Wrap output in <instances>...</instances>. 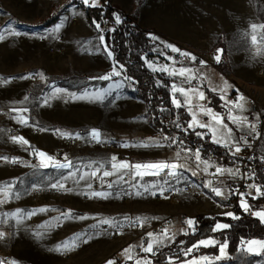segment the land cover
Returning <instances> with one entry per match:
<instances>
[{
    "label": "crops",
    "instance_id": "obj_1",
    "mask_svg": "<svg viewBox=\"0 0 264 264\" xmlns=\"http://www.w3.org/2000/svg\"><path fill=\"white\" fill-rule=\"evenodd\" d=\"M59 1L62 2L63 0ZM109 1L125 13L135 15L137 18L136 23L139 27L151 31L149 34L152 43L149 52L151 56L145 55L143 60L150 71L164 73L171 79V98V86L173 83L184 88H188L189 85L183 83L182 77L171 76L168 74L169 72L185 67L191 69L198 76L197 79L192 80V86L198 88L199 91H203L205 99L200 100L198 95L193 96V111L198 114V119L208 123L211 120V116L204 115L203 110L211 108L213 114H218L223 123L232 129L231 141H227L225 136L220 135V133H227V130L222 126L219 129V133H217L218 138L222 141L221 143L213 141V131L209 128L196 127L194 129L207 134L208 140L212 144L231 148V152L234 151V145L237 142H239L240 147L249 144L252 135L255 133V131H252V126H255V116L248 110L250 103L254 102V98L250 96L251 94L244 92V94L238 95L235 87L238 88L239 85L232 83L223 70L218 69L211 63L192 66L178 63L173 58L175 52L187 53V51L214 48L219 36L222 33H226L224 28L217 29V26L220 25L224 27V22H218V12L213 8L211 2L206 0ZM68 4L66 5L68 15L76 17V21L67 16L64 19L58 18L51 26L33 25L44 27L49 33L41 38L40 45L49 43L56 51V53L49 55L51 60L53 59L58 64L53 67L54 72L59 74L72 69L83 74L98 75L93 76L95 79L93 81L52 87L50 88L52 91L48 93L49 100L56 106L55 112L48 114L49 125L52 127L51 131L61 130L71 135L79 133L81 134L80 140L66 145L58 138L53 137L49 131L43 133L44 130H42V137L35 139L40 152L45 154L61 152L63 154L62 160L58 163L71 164L69 168H58L64 174L63 177L67 176L69 172L75 173L74 179L63 181L65 188L72 189V191L61 189L66 194L60 199L61 209L66 211L64 213H71V216L80 215L83 224L87 226L95 224L94 222L97 218L95 205L91 202V198L85 199L84 195H80V193L88 192L86 195L89 194L88 196L92 197V199H98L104 204H110L113 199L111 189L115 188L114 186L118 180L121 181L118 178L121 175L124 181L123 189L126 190L130 202L127 216L130 217V221H139L144 226H152L167 218H177L181 213L209 215L211 213L217 214L218 211L223 209L222 211L233 214L231 207L228 208V206L219 204L213 199V196L220 200H226L230 197L233 183L238 175V169L214 162L200 153L201 161L208 162L207 166H205V164L196 160V151L190 152L186 149L177 148L171 141L167 143L161 136L162 134L150 125L146 102L134 95V85L128 81L122 74V69L116 65L114 53L107 45L105 37L95 33L93 23L87 21L85 14L80 8L73 4ZM100 5L98 0L92 3V7ZM202 16H206V18L202 19ZM57 27H59V31H57ZM101 37H104L103 41L100 39ZM169 45L178 51H172V47H169ZM105 46H107V50ZM108 51L112 52L111 56L107 54ZM164 68H167V71H161ZM114 70L119 71L121 74L119 76L112 75ZM218 72H223L226 76L228 85L226 89H224L223 81L218 80ZM105 76L110 78L102 79ZM253 79L256 78L253 76L250 81ZM117 83L120 84L118 88L116 87ZM256 84L257 86L255 85V87L258 88V92L264 93L261 90L262 84L257 81ZM57 89L61 91L57 93ZM208 91L213 95L212 98L208 96ZM109 92L111 95H107ZM72 94L83 98H72ZM97 95H104L106 98L103 100L95 99L94 97ZM175 95L183 101L184 98L179 93ZM240 96L244 98L242 101L244 103L243 111L234 107L233 103H227V101L236 102ZM211 99L218 104V109L212 106ZM256 99L259 101L261 108L264 109L262 98L257 97ZM196 105L202 107H195ZM181 109L187 115L185 119V126L187 127L188 122L192 120V116L189 114L187 105L181 107ZM231 117H240L241 122L232 123ZM244 117L247 118L246 121L242 119ZM212 123L215 124V121H212ZM14 126L13 124L12 128ZM92 129H97L101 132V140L113 147L110 151L117 152L118 159H121V162L134 164L165 161L177 165L183 164L184 168L177 169V172L183 178L179 182H176L175 178H167L168 183H164L163 177L146 174L141 178L139 175H133L131 171L124 169L104 177V171L113 172V162L107 163L106 165H109L107 168L106 165L103 166L102 162L95 158L86 159V162L80 160L85 151L98 149L97 147H90L84 143L85 141H82L84 139L83 134L89 133ZM150 139L159 141L162 146L155 144L147 147L142 146V142ZM13 148L15 150V147ZM257 151L259 154L264 155V131L258 137ZM177 153H179V156H177ZM22 155L21 157H24V153ZM217 168L222 170L230 169L231 172L224 171L221 174L217 172ZM138 171L147 170L141 169ZM92 172L96 173L95 178L91 177ZM193 172L196 174L193 175ZM232 172H235L236 175H232ZM81 175L86 176L87 179L80 180L79 177ZM210 178L216 179L217 186L213 187L209 184ZM92 183H95L96 188H89L88 190L87 185ZM109 184H111V187L108 186ZM205 184L209 186L205 187ZM184 186H190L193 192L200 195L199 198L193 197L191 193L183 192L182 187ZM146 187L148 191H145ZM213 188H220L222 196H216L212 191ZM255 190L256 187H252L250 194L248 193L243 198L248 202V199H252L251 194ZM93 192L110 193V195L107 198H102L92 196L91 193ZM172 193L176 194L175 198L170 197ZM240 201L241 197L237 199V203L241 207ZM248 203L253 211H260L253 208L251 202ZM205 204L208 205L209 210L208 207L204 206ZM62 216L64 220L70 217V215ZM112 216L114 219L118 215L113 212ZM252 216L257 217L256 215ZM83 218H85L87 223L84 222ZM257 218L260 219L259 217ZM262 223L264 224V222ZM181 228L185 229L184 226L175 223L170 227V231L174 233L176 229ZM163 237H167V235H163L161 238ZM131 244L132 248L129 249ZM135 244L136 242L126 243L125 239L116 241L113 256L125 253L126 256H130L128 261L132 260ZM125 249L127 251L124 252ZM117 264L122 263L118 262Z\"/></svg>",
    "mask_w": 264,
    "mask_h": 264
},
{
    "label": "rangeland",
    "instance_id": "obj_2",
    "mask_svg": "<svg viewBox=\"0 0 264 264\" xmlns=\"http://www.w3.org/2000/svg\"><path fill=\"white\" fill-rule=\"evenodd\" d=\"M206 1L211 2L213 8L217 10L218 22H224V27L220 25L217 29L224 28L226 32L222 33L224 41L226 38L227 51H224L226 54L221 57L220 53L219 62L214 59L215 56L212 57L211 64L223 70L232 83L239 85L238 88L235 87L238 95L247 92L260 106L256 98H262L264 101V93L258 92L255 85L257 86L256 81L261 83V90L264 91V54H257L256 50L259 47L264 53V28L259 27L264 25V0ZM68 3L72 4L68 0L62 2L59 0H0V34L4 36V39H0V189L9 184L12 189L8 192L7 198L0 191V200L4 201L0 203V232L4 233L3 238H0V261H3L5 255L10 257V262L5 264H108L109 261L117 264L118 262L126 263L130 259V256H126L125 253L113 256L115 242L120 239L109 240L99 229V225L103 223L116 224L121 221H130V217L127 216L129 196L123 189L124 181L121 175L118 176L121 181L118 180L115 188L111 189L113 199L110 204L92 199L88 196L89 194L86 195L88 192L80 193L85 199L91 198L96 208L95 224L87 226L83 224L80 215L76 216L78 214L70 215L64 220L62 213L66 211L61 209L60 199L66 195L65 191H62L60 195L48 192V189H52L51 184L64 176L54 166L62 159L57 158L56 153L46 154L52 158L50 161L39 156L37 161L29 159L31 153L40 152L35 139L42 137L47 131L51 133L52 127L49 125L48 114L55 112L56 106L48 98V93L52 91L50 88L93 81L95 80L93 76L97 75L83 74L72 69L59 74L54 72L53 67L58 64L51 60L49 55L56 51L49 43L40 45L41 38L49 33L44 27L33 26V22L54 15L59 19L67 16L72 19L73 15H68L66 7ZM201 18L205 19L206 16ZM253 24L258 26L255 30L251 27ZM93 29L97 35L101 34L94 24ZM253 36L257 38L255 43ZM223 72H218L217 77L218 80L223 81L224 89H226L227 79ZM253 76L256 79L250 81ZM128 81L133 84L131 80ZM46 98L47 103H45ZM23 109L27 111H22ZM173 117L176 118V116ZM21 118L26 119L27 124L22 123ZM177 119L181 120L178 115ZM183 122L185 124V121ZM13 124L14 128L20 132L19 137L26 140L27 144L14 139L9 134ZM36 127L44 129V132L35 133L33 130ZM161 136L164 138L163 135ZM82 141L85 140L82 139ZM166 142L169 143V141ZM175 147L186 149L176 143ZM222 148L224 151L227 150ZM98 149L85 151L80 160L86 162V159L95 158L101 161L103 166L112 162L113 156L117 158V162L122 161L118 159L117 152H111L110 149ZM23 153L24 157H21ZM12 158H19L22 166L11 169L9 161ZM42 159L49 165L48 167H40ZM106 166L109 167V165ZM38 188L45 191L34 194V189ZM92 188H96V185ZM120 196H125V200H120ZM204 206L208 207L207 204ZM227 206L229 208V205ZM257 209L264 211V205ZM17 210L25 213L35 212V214L26 218L11 215ZM222 210L217 214L209 215L227 216V212ZM113 212L118 215L114 219ZM83 219L86 222L85 218ZM224 230L214 231V235L201 239L214 240L215 244L201 245L187 255H185L187 249L200 240L188 243L182 239L172 252L165 254L161 264H264V255L245 251V244L240 243L237 252L230 255L227 251ZM180 234H184V229H176L170 236L160 240L167 247ZM124 237L121 239H126ZM221 244H226L223 255L220 252ZM129 247L131 249L132 244ZM253 247L256 246L253 245ZM217 257L220 258L217 259ZM152 259L153 257L145 255L135 256L133 250V259L130 262L131 264H151Z\"/></svg>",
    "mask_w": 264,
    "mask_h": 264
},
{
    "label": "trees",
    "instance_id": "obj_3",
    "mask_svg": "<svg viewBox=\"0 0 264 264\" xmlns=\"http://www.w3.org/2000/svg\"><path fill=\"white\" fill-rule=\"evenodd\" d=\"M102 5L90 7L85 13L89 23L98 19L106 12ZM58 18L54 15L51 17L39 19L33 22V25L51 26ZM135 15L125 14L121 23L113 31L105 34V40L109 48L114 53V61L117 66L122 69V74L133 82L134 95L147 104V115L150 125L160 134H166L168 130L164 127L163 121L178 115L181 120L185 121L187 115L183 109L175 108L171 103L170 83L171 79L164 73L150 71L144 63L143 56L146 49L151 47V39L149 37L150 30L138 26ZM215 47L222 50L221 57L225 56L226 45L224 36L221 34L215 43ZM214 47V48H215ZM225 51V52H224ZM210 98L213 95L208 91ZM212 100V106L218 109V104ZM163 109V111H162ZM187 135L183 136V140L191 145L198 143L203 144L201 153L207 156L211 151L220 155L224 153V149L220 146L212 144L205 134L203 137L196 135L198 129H188ZM175 145V144H174ZM257 181L264 182V170L258 169L256 175ZM213 199L221 205L227 206V200H220L213 196ZM233 216L222 215H202L201 219L194 221L197 231L193 234L185 233L176 237L171 245L165 247L161 252L155 255L151 264H161L166 253L172 252L176 244L182 239L188 243H194L197 240L208 238L215 234L212 230L216 222H224L230 225L224 230L227 238V251L230 255L237 252L242 241L252 239H264V224L260 219L245 212L237 203V198L233 197ZM253 208H259L264 204V196L259 199H248ZM233 217H239L235 219ZM242 244V243H241ZM122 264H131L130 261Z\"/></svg>",
    "mask_w": 264,
    "mask_h": 264
},
{
    "label": "built area",
    "instance_id": "obj_4",
    "mask_svg": "<svg viewBox=\"0 0 264 264\" xmlns=\"http://www.w3.org/2000/svg\"><path fill=\"white\" fill-rule=\"evenodd\" d=\"M71 2L74 6L81 9V11L85 14L88 12L90 7H92L93 0H89V4L85 5L83 0H68ZM95 1V0H94ZM100 4L107 8L106 12L102 14L98 19L93 20V24L97 25L99 24V32L101 33V36L105 37L106 32L113 31L116 29V27L120 24H117L116 17L119 16L121 21L124 18L125 13L121 9L115 7L110 3L109 0H98ZM76 17H72L73 21H76ZM97 27V26H96ZM150 49H146L144 52V55L150 54ZM189 54L188 56L182 55L181 52H175L173 54V58L181 64H190L192 66H201L206 63H211L212 57L217 55V48H211L208 50H197V51H187ZM195 57L196 60L193 61L192 57ZM200 61H203L204 63L201 64ZM249 112L255 116V133L252 135V138L249 142V144L241 146V151L237 153L235 156H233L231 152V148H227V150L224 151V153L218 155L215 152L211 151L207 157L214 162H219L223 165L227 166H233L236 167L238 171L237 179L234 181L232 192L229 198H227V204L234 206V200L235 198H240L241 193L244 194H250L251 188L249 185H255L260 186L261 190L264 191V182L257 181L256 175L257 170L260 168L261 170H264V155L259 154L257 151V142L258 137L261 132L264 131V109H262L260 106H258L255 102H251L249 105ZM180 123L181 127L177 128L175 125L176 123ZM164 127L168 130L166 134H163V136L168 137V140L165 141H171L172 138H176V144L181 145L185 147L188 150L191 151H197L200 152L203 150V144L198 143L196 145H191L189 143H186L183 140V136L187 135L189 130L185 126L184 122L182 120L172 117L168 118L163 121ZM187 129V130H185ZM35 133L40 134L42 133L41 128H34L33 130ZM9 134L13 137H19L20 132L12 128L9 130ZM51 134L53 137L58 138L61 142H63L66 145L76 143L80 140V138H76V135H70V136H61L56 130H52ZM83 138L89 146L103 148V149H111L113 148L108 143L102 141L101 143H97L94 140L91 139V137L88 135V133L83 134ZM183 141V144L180 143V141ZM175 144V143H174ZM63 154L61 152H56V157L61 159ZM15 159L17 162L12 163L11 160ZM9 161V167L11 169H17L22 166V162L19 158H12ZM29 159L31 161H37V155L35 153H31L29 155ZM167 171V170H166ZM163 177V174L161 176ZM209 184L211 186H217L216 179H211L209 181ZM167 187V186H165ZM44 189L38 188L34 190V194H40L44 192ZM182 191L185 193H191L193 197L199 198V194L192 191V188L190 186H184L182 187ZM48 192L53 195H60L62 193L61 189H48ZM252 199H259L263 196H257L256 190L251 194ZM171 198H175L176 194L172 193L170 195ZM255 197V198H253ZM120 200H125V196H120ZM264 205V204H261ZM260 205V206H261ZM202 214H187V213H181L177 216V218H167L162 221H159L158 223L152 225V226H144L139 221H121L116 224H110V223H103L99 225V229L101 232L105 233L107 238L109 240L115 241L119 240L122 237L126 238V243H132L136 242L134 245V255L136 256H148V257H154L159 252H161L166 245L161 242L160 238L163 235L170 236L172 232L170 231V227L174 225L175 223H178L185 227L184 234L189 233L193 234L197 231L196 226L192 224L190 227L186 221L192 220L197 221L201 219ZM148 233H152V236L149 237ZM159 241V243H157ZM153 243V252L148 253L144 252L142 249L146 248L148 246V243ZM3 261L5 263L10 262V257L8 255H5L3 258Z\"/></svg>",
    "mask_w": 264,
    "mask_h": 264
},
{
    "label": "snow or ice",
    "instance_id": "obj_5",
    "mask_svg": "<svg viewBox=\"0 0 264 264\" xmlns=\"http://www.w3.org/2000/svg\"><path fill=\"white\" fill-rule=\"evenodd\" d=\"M83 2L85 3V5L89 4V0H83ZM94 2V0H93ZM117 24L121 23V19L119 16L116 17V21ZM97 28H99V24L96 25ZM252 29L255 30L258 26L256 24L251 25ZM259 27L264 28V25H260ZM57 31H59V27H57ZM18 34V33H17ZM0 39H4V36L2 34H0ZM102 41L104 39V37L100 38ZM153 39H155V37H153ZM253 42L255 43L257 38L255 36L252 37ZM169 47H172L169 45ZM106 50H107V46H105ZM172 51H178L176 48L172 47ZM257 54H264L261 52V49L258 47L257 48ZM222 52L221 49H217V55L214 57V59L219 62L220 60V53ZM109 56L112 55L111 51H108L107 53ZM182 55L188 56V53H181ZM192 60L195 61L196 58L193 56ZM201 64H203V61H200ZM161 71H167V68L161 69ZM121 73L119 71H113L112 75L114 76H119ZM171 76H180L183 78V83L189 85L188 88H184L182 86H177L175 83H173V85L171 86L172 88V98H171V103L174 105L175 108L179 109L181 107L184 106H188V111L189 114L192 116V120L188 122L187 124V129H194L196 127L199 128H209L210 130L213 131V141L216 143H221V139L218 138L217 133H219V129L222 126L224 129L227 130V133H220L221 136H225L227 141H231V132L232 129L228 127L227 124L223 123V120L221 119V117L218 114H213L212 109L211 108H207L203 110V114L204 115H209L211 116V120L208 123H205L203 121H201L200 119H198V114L196 112L193 111V104H192V99L193 96H197L200 100H204L205 96H204V92L203 91H199L198 88L193 87L192 86V80L193 79H197L198 76L192 72L191 69L189 68H185V67H181L178 70H173L171 72L168 73ZM43 78V77H41ZM110 77L105 76L102 77V79H109ZM116 87H120V84L117 83ZM61 90L57 89L56 92L59 93ZM179 93L184 99L183 101H181L175 94ZM107 95H111V93L109 92ZM72 98H83V97H76L75 94H72ZM95 99H100L103 100L106 98V96L104 95H97L94 97ZM223 98V97H222ZM25 100H27V97H25ZM244 100L243 96L238 97L236 102H232V101H227V103H233L234 107L239 108L241 111L244 110V103L242 102ZM48 102V99H45V103ZM195 107H202L200 105H196ZM22 111H27V109H23ZM163 111V109H162ZM179 119V118H178ZM244 121L247 120L246 117L242 118ZM232 123H239L241 122V118L240 117H231ZM212 121H215V124L212 123ZM21 122L24 124H27V120L24 118H21ZM177 128H180L181 125L180 123H176L175 125ZM185 129V130H187ZM44 130V129H41ZM61 136H70L71 134L65 131H61V130H56ZM252 131H255V126H252ZM79 133L76 134V138H80ZM88 135L91 137L92 140H94L97 143H101V132L97 129H92ZM196 135L203 137L205 135V133L202 132H196ZM14 139L21 141L24 144H27L26 140H23L22 137H14ZM168 137H164V140H168ZM241 139H243V137H241ZM171 142L174 144L176 143V138H172ZM181 144H183V141H180ZM153 144L157 145V146H162L160 144L159 141H152L151 139L149 141H145L142 142V146H152ZM127 146V145H125ZM241 151L239 142H237L234 145V151L232 152L233 156H235L237 153H239ZM37 155L39 157L45 158L47 160H51L52 158L50 156H46L45 153L43 152H38ZM177 156H179V153H177ZM196 156V160L205 164V166H207V161H201V157H200V152L199 150L196 151L195 153ZM7 159V158H5ZM112 160V168H113V172H109V171H104L103 172V176L104 177H108L110 175H113L114 172H119L122 169L124 170H129L132 172L133 175H139L141 178L144 175H156V176H161V174H163V178H164V183H168V179L167 178H175L176 182H179L180 179H182L183 177L177 172L178 168H184L185 166L183 164L177 165L175 163H170V162H165V161H156V162H143V163H134V164H129L128 162H117V158L115 156H113L111 158ZM12 163H16L17 161L15 159L11 160ZM49 165L44 163V160H41L40 163V167H48ZM56 168H69L71 167L70 163H66V164H55L54 165ZM147 170V171H138V170ZM167 170V171H166ZM224 171H228L231 172L230 169H220L217 168V172L223 174ZM239 171V170H237ZM127 174V173H126ZM193 175H195L196 173L193 172ZM232 175H236L235 172L231 173ZM91 177L95 178L96 177V173L92 172L91 173ZM75 178V173L73 172H69L67 176L62 177L60 179H57L54 183L51 184V187L54 189H62L65 191H72L71 188H65V184H64V180L67 179H74ZM80 180H86L87 177L84 175H81L79 177ZM121 179H123V177H121ZM78 183V181H77ZM109 187H111V184L108 185ZM208 184H205V187H208ZM88 188H91L92 185L88 184L87 185ZM249 187H256V194L257 196H264V191L261 190L260 186H255V185H249ZM11 189V185H6L4 186L3 189H0V191H2L4 193L5 198H7V194L8 192H10ZM145 191H148V188H145ZM212 191L215 193L216 196H222V191L220 188H213ZM92 196H98V197H102V198H107L108 195H110V193H99V192H93L91 193ZM241 201H240V205L243 208V210L245 212H249L252 215H256L257 217L260 218L261 222H264V211H253L250 204L243 198L246 194L241 193ZM18 198V197H17ZM255 198V197H253ZM4 201L0 200V203H3ZM41 211H43V209H41ZM35 212H28L25 213L21 210H17L16 213H12L11 215L16 216L19 215L21 218H26L27 216L30 215H34ZM6 216L8 214H5ZM62 215L65 216H69L71 215V213H62ZM226 215L228 216H233L232 213H227ZM235 219H239V217H233ZM139 219V218H137ZM186 223H188V225L191 227L193 224L192 220H188L186 221ZM230 225L227 223H219L217 222L215 224V227L212 229L213 231H217V230H222V229H227L229 228ZM4 233L0 232V238H3ZM148 236L151 237L152 233H148ZM85 243L87 242L86 240L84 241ZM157 243H159V241H157ZM216 241L214 240H200L197 244H193L192 247L188 248L187 251L185 252V255L191 253L195 248L199 247V246H209L210 244H215ZM242 244H245V248L244 250L250 253H254L256 255H264V240H248V241H242ZM253 245H255L256 247H253ZM226 244H221L220 245V252L223 255L224 254V250H225ZM144 252H148V253H152L153 252V243L149 242L148 246L146 248L142 249ZM124 251H127V249H125ZM220 257H217V259H219ZM0 264H5V262L0 261ZM108 264H113L112 261H109Z\"/></svg>",
    "mask_w": 264,
    "mask_h": 264
},
{
    "label": "bare ground",
    "instance_id": "obj_6",
    "mask_svg": "<svg viewBox=\"0 0 264 264\" xmlns=\"http://www.w3.org/2000/svg\"><path fill=\"white\" fill-rule=\"evenodd\" d=\"M18 130V129H17ZM19 131V130H18ZM56 138V137H55ZM36 154V153H35Z\"/></svg>",
    "mask_w": 264,
    "mask_h": 264
}]
</instances>
